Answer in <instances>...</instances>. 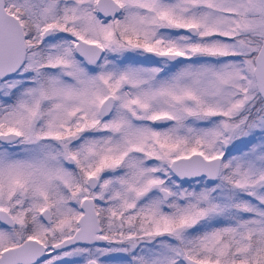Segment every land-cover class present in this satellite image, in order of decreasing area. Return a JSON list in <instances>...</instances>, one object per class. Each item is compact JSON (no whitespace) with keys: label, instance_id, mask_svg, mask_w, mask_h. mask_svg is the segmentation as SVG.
Returning a JSON list of instances; mask_svg holds the SVG:
<instances>
[{"label":"snow or ice","instance_id":"6c2138e0","mask_svg":"<svg viewBox=\"0 0 264 264\" xmlns=\"http://www.w3.org/2000/svg\"><path fill=\"white\" fill-rule=\"evenodd\" d=\"M0 264H264V0H0Z\"/></svg>","mask_w":264,"mask_h":264}]
</instances>
